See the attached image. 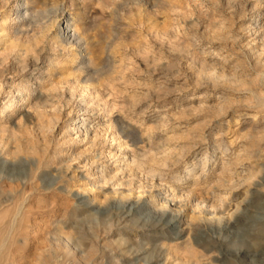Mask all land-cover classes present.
Listing matches in <instances>:
<instances>
[{
  "label": "rangeland",
  "instance_id": "obj_1",
  "mask_svg": "<svg viewBox=\"0 0 264 264\" xmlns=\"http://www.w3.org/2000/svg\"><path fill=\"white\" fill-rule=\"evenodd\" d=\"M16 2L0 264H264V0Z\"/></svg>",
  "mask_w": 264,
  "mask_h": 264
},
{
  "label": "bare ground",
  "instance_id": "obj_2",
  "mask_svg": "<svg viewBox=\"0 0 264 264\" xmlns=\"http://www.w3.org/2000/svg\"><path fill=\"white\" fill-rule=\"evenodd\" d=\"M9 2V1H8ZM16 4H18L19 5V7H21V6H26V2H25V0H20V2H16ZM13 6V5H12ZM11 7V6H10ZM19 7L17 8V6H15V9H14V11L16 12V11H19ZM14 13V12H13ZM21 16L23 17V16H26V13L23 11L22 13H21ZM69 16H71V15H69ZM67 17V15H65V13L64 12H61L58 16H57V20L53 23L54 25H53V27L54 26H56L59 22H62V23H64L65 22V18ZM70 21H74V17L72 16V19H70ZM64 31L66 32L65 34H63V37H64V41L66 42V43H68L69 45H76V46H78V43H75L76 42V38L78 37V34L76 33V31H74L73 29H70V27H69V24H66L65 25V29H64ZM62 33H63V31H62ZM73 43H75V44H73ZM73 47V46H72ZM79 47V46H78ZM79 106H82L83 108H82V110H84V111H86L87 110V106L85 105V104H83V105H79ZM80 121L81 122H83V119H80ZM6 153V152H5ZM1 159V158H0ZM5 159V158H4ZM15 162V161H14ZM12 163V162H11ZM23 163V162H22ZM2 166H3V168L4 167H6L7 166V162L5 161L4 163H2ZM205 166V165H204ZM0 173H2V170H0ZM0 183H2V179L0 178ZM10 183V182H9ZM7 184V183H6ZM128 204V203H127ZM128 206V205H127ZM140 205L139 204H136L134 207V209L136 210L137 208H140L139 207ZM174 206V205H173ZM20 207V206H19ZM175 208V207H174ZM17 209H18V207H17ZM19 210V209H18ZM22 210V209H21ZM133 210V209H132ZM167 211H165V212H163L162 213V215H161V220H164V219H166L167 218V216H168V214L170 213V212H174V213H176V215L175 216H173L172 217V219L167 223V226L170 228V230H176L178 227H179V224L181 223V220H182V215H181V213L180 212H177L175 209H166ZM169 210V211H168ZM99 211V210H98ZM178 213V214H177ZM2 216V215H1ZM5 216H7V215H5ZM16 216V215H15ZM229 216V215H228ZM129 217V216H128ZM216 217V216H215ZM12 227V226H11ZM167 227V228H168ZM169 228H168V230H169ZM12 229V228H11ZM156 230V229H155ZM228 230V229H227ZM8 231V230H7ZM11 231V230H10ZM165 231V230H164ZM202 232V231H201ZM165 234V233H164ZM176 236V235H175ZM5 241V240H4ZM66 241H68V240H66ZM7 243V242H6ZM5 243V244H6ZM70 243V242H69ZM68 243V244H69ZM3 244V243H2ZM5 244H3L4 246H5ZM2 245H0V247H1ZM3 246V247H4ZM3 249V248H2ZM1 248H0V251L2 250ZM256 257V256H255Z\"/></svg>",
  "mask_w": 264,
  "mask_h": 264
}]
</instances>
